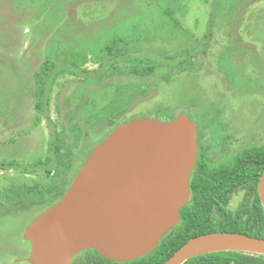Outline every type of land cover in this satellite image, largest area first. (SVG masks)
Listing matches in <instances>:
<instances>
[{"label":"rangeland","instance_id":"rangeland-1","mask_svg":"<svg viewBox=\"0 0 264 264\" xmlns=\"http://www.w3.org/2000/svg\"><path fill=\"white\" fill-rule=\"evenodd\" d=\"M118 36L116 47L137 45L138 55L155 60L192 50L186 58L193 65L184 71L144 80L152 91L126 118L161 106V114L187 112L215 148L214 157L223 140L234 152L264 145V0H0V264H31L23 231L53 204L50 195L40 202L41 192L66 176L69 188L106 138L92 146L80 142L69 171L64 164L36 165L52 154L70 117L93 113L112 96L115 82L97 79L114 62L104 49ZM74 52L78 72L58 73L50 90V76ZM32 186L34 198L24 190ZM243 194L234 195L232 208Z\"/></svg>","mask_w":264,"mask_h":264},{"label":"water","instance_id":"water-1","mask_svg":"<svg viewBox=\"0 0 264 264\" xmlns=\"http://www.w3.org/2000/svg\"><path fill=\"white\" fill-rule=\"evenodd\" d=\"M198 138L196 122L186 112L167 121L144 117L118 126L93 149L61 198L25 227L23 238L30 243L25 260L72 264L91 248L126 262L153 251L190 201ZM258 190L264 203V172ZM218 250L264 254V238L228 231L200 234L164 264H184Z\"/></svg>","mask_w":264,"mask_h":264},{"label":"trees","instance_id":"trees-1","mask_svg":"<svg viewBox=\"0 0 264 264\" xmlns=\"http://www.w3.org/2000/svg\"><path fill=\"white\" fill-rule=\"evenodd\" d=\"M120 38V36L116 37L113 39L114 42L105 47L104 54L113 58L114 62L109 68H106L102 78L97 79L98 83L101 80L115 82L112 96L93 113L78 117L79 119L75 115L70 117V124L64 126L63 136H58L57 141L50 148L52 154L36 162V165L57 167L64 164L63 172L69 171L74 159L71 157L72 153L80 142L86 139L91 142L90 146L97 144L119 125L131 121L126 116L134 102L141 100L152 91L151 88L144 85L146 78L162 76L164 80H168L169 75L173 72L177 70L182 72L193 65L186 58L187 55H192V50H183L175 56L165 55L164 58L155 60L152 56L138 55L137 52L142 48L137 45L129 46L130 44H128V46L116 47L115 43L119 42ZM72 55L74 56L72 60L63 62L55 74L50 76V90L58 73L78 72L79 64L76 60L79 59V55L76 52ZM80 58L82 59L81 56ZM179 58L180 61H177ZM125 61H130L127 63V67L118 64ZM104 66L103 62L100 67ZM110 69L112 72L109 74ZM90 83L92 82L87 79V90L92 88ZM85 100L83 98L76 105L77 110L82 107ZM162 110L161 106L157 110H153L151 114L139 117L170 119L162 118ZM177 115L174 113L172 117ZM198 131L200 133L199 142L202 144L203 130L199 124ZM63 150H66L67 154ZM13 165L15 167L18 164L9 163V166ZM47 171L50 172V168ZM263 172L264 145L248 146L235 158L218 166L211 164L200 151L198 166L193 171L190 181L191 199L181 209L179 224L163 236L157 248L140 258L126 262L107 258L98 250L90 248L78 255L72 264H164L177 249L191 238L215 231L238 232L264 238V203L258 190ZM69 184L70 177H64L58 186L52 185L48 189L49 191L41 192V195L44 196L41 197L40 202L50 195L48 206L51 205L65 193ZM239 189L244 192L243 198L240 204L232 209L229 207V203L233 199L234 193ZM24 190L31 198L38 194L35 186L24 188ZM44 209L46 207L39 213ZM218 214L220 218H217ZM184 264H264V254L242 250H218L195 255L186 260Z\"/></svg>","mask_w":264,"mask_h":264},{"label":"flooded vegetation","instance_id":"flooded-vegetation-1","mask_svg":"<svg viewBox=\"0 0 264 264\" xmlns=\"http://www.w3.org/2000/svg\"><path fill=\"white\" fill-rule=\"evenodd\" d=\"M187 113V112H186ZM188 114V113H187ZM165 115H167V116H165ZM189 115V114H188ZM173 115H170V114H168V113H165V114H162V118H170V119H173V118H175V117H172ZM178 116V115H177ZM190 116V115H189ZM191 117V116H190ZM139 118H143V117H139ZM161 119V118H160ZM170 119H168V120H170ZM193 119V118H192ZM194 120V119H193ZM164 121H167V120H164ZM195 121V120H194ZM196 122V121H195ZM196 125H197V129H198V123L196 122ZM198 133H199V131H198ZM199 135H200V133H199ZM224 141L225 140H223L222 141V148H221V155L219 156V157H214V154H213V150L215 149L213 146H212V144L208 141V140H205V139H201V142H202V144L199 142V138H198V144H199V151H198V157H199V152L201 151V152H203V155H204V157L208 160V161H210L211 162V164H213L214 166H218V165H220V164H222L223 162H228V161H230L231 159H233V158H235L243 149H245L246 147H248V146H251V145H248V146H245L244 148H242V149H239V151H236V152H234L233 150H231V149H229V148H227L226 146H224L225 145V143H224ZM224 143V144H223ZM254 145V144H253ZM228 153H235V154H232L231 156H230V158L229 157H227L226 159H225V157H226V155H228ZM197 166H198V158H197V163H196V166H195V168L193 169V171H195L196 169H197ZM193 171H192V173H193ZM192 176V175H191ZM239 191H241V189H239ZM239 191H237V192H239ZM237 192H235L234 193V195L237 193ZM234 195H233V198H234ZM191 199V198H190ZM232 201H233V199L230 201V203H229V207L230 208H232V206H231V204H232ZM240 204V203H239ZM238 204V205H239ZM237 205V206H238ZM234 208H236V206L234 207ZM234 208H232V209H234ZM42 212V211H41ZM38 215V214H37ZM217 218H220V215L218 214L217 215ZM181 221V220H180ZM179 224V223H178ZM22 237H23V235H22ZM27 241V240H26ZM84 252V251H83ZM82 252V253H83ZM81 253V254H82Z\"/></svg>","mask_w":264,"mask_h":264},{"label":"bare ground","instance_id":"bare-ground-1","mask_svg":"<svg viewBox=\"0 0 264 264\" xmlns=\"http://www.w3.org/2000/svg\"><path fill=\"white\" fill-rule=\"evenodd\" d=\"M230 248H239V249H245V250L259 251L257 248L247 246V245H241V244H232Z\"/></svg>","mask_w":264,"mask_h":264}]
</instances>
